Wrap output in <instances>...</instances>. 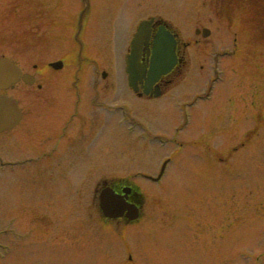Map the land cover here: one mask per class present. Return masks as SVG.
Wrapping results in <instances>:
<instances>
[{"label": "rangeland", "instance_id": "obj_1", "mask_svg": "<svg viewBox=\"0 0 264 264\" xmlns=\"http://www.w3.org/2000/svg\"><path fill=\"white\" fill-rule=\"evenodd\" d=\"M228 2L161 0L160 11L183 42L196 38L195 29L211 32L202 47L189 50L184 79L167 98L140 102L123 87L121 70H108L116 98L129 102L134 118L151 128L155 140L119 128L117 118L108 116L88 152L82 151L85 132L84 140L74 141L79 156L68 152L69 142H60L54 157L21 164V156L49 151L59 132L49 129L41 144L33 142L39 135L0 138V155L17 162L0 172V264H264V41L241 27L234 10L225 15L222 5ZM50 8L60 14L57 6ZM29 9L27 0H0V57L35 76L34 62L38 58L44 66L50 58L61 20L32 21ZM87 30L99 33L95 22ZM86 40L103 66L114 63L117 41L104 49L106 43ZM71 46L68 41L59 49ZM224 50L213 99L199 101L184 127L178 106L205 93L214 78L215 54ZM43 84L51 88L49 78ZM36 89L18 84L7 95L25 111L56 105L39 106ZM61 93L60 103L71 102L65 88ZM110 94L106 99L114 102ZM25 120L38 126L59 119L45 114ZM164 161L169 164L163 178L147 180L157 178ZM100 177L138 188L143 199L136 223L103 219L94 191Z\"/></svg>", "mask_w": 264, "mask_h": 264}, {"label": "flooded vegetation", "instance_id": "obj_2", "mask_svg": "<svg viewBox=\"0 0 264 264\" xmlns=\"http://www.w3.org/2000/svg\"><path fill=\"white\" fill-rule=\"evenodd\" d=\"M37 1L27 0L28 8H30L27 13L30 15L32 21L35 16L45 17L44 22L46 24H55V21L61 20V28L54 35L58 38L56 40L59 45L56 47L58 49L54 50L55 44H53V36V39H51L52 42L50 43L52 53L49 55V61L45 63L46 66L44 68L40 66V62L37 60L38 58L33 65L34 78L38 82L36 96L40 99L39 106H42L41 103L46 104L50 101L56 105L52 107H37L35 112H30V108L26 111L22 110V119L20 124H18V127L21 126V129L16 131L15 129L18 128L16 127L8 131V133L1 134L0 138L3 139L4 137L12 136V138L18 140L22 137V134H29L31 136L30 139H36L39 135L38 139L33 142L35 144H41L43 136H45L49 129H56V132H59V136L52 141L54 144L49 151L46 150L37 156H21L23 157L21 158L22 161H20L21 164H30L35 158L43 159L54 157L57 154L56 151L59 149L60 142H69L68 152L73 157L75 154L79 156L81 152H78L77 149L75 150L74 141L79 138L84 140L85 132L88 138L86 137L84 140V149L82 151L88 152V149H91L94 144V137L98 133L103 132L102 128L106 125L105 122L108 124L107 114L111 106L108 104L106 94L111 89V84L102 82L109 79L110 73L108 70L113 69V67L103 66L102 61L98 58L99 56L89 51L86 39H93V41L100 43V45L106 43L107 48L109 43H113L114 41L118 42L116 47L117 54L114 56L116 60V66L114 65V68L118 71L121 70L124 75L123 80L125 81H123V87L128 90L134 99L143 103L156 102L157 100L160 101L167 98V95L177 88L184 79L185 69L191 58L189 50L194 46L196 48L202 47V36L200 34H195L196 38L192 42H183L181 37H179L177 29L165 22L168 19H165L160 11L159 6L161 0H78V6H74L72 0H39V4L36 3ZM51 4L52 6L55 5L58 7L57 9L60 11V14L55 15L51 12ZM86 9L87 13L85 17L82 15L80 18V22L83 24L82 42L86 44L87 52V59L83 63L81 62L83 57L78 55L80 48L77 45L75 47V43L73 44L72 42L74 36L73 31L77 24L76 21L81 11L85 12ZM142 21H149V27L146 26L149 32L143 35L142 40L136 42L132 48L133 36L136 34L137 28ZM93 22L98 27L99 33L97 35H91L87 30L89 26H92ZM162 27L166 28L170 35L175 38L173 55L175 62L168 73L158 77V80L154 84H150V71L153 69L152 67L155 61L153 45L156 39L155 37ZM68 41L70 44L72 43L71 49H66L67 51L63 52L59 48L62 46V43ZM100 49L98 48L99 55L101 52ZM126 57H128L129 67L133 71L135 79L134 89L128 87L127 75L124 74V69L127 67ZM54 61L63 64L61 70L58 72L55 71V73H53L54 71L50 67V63H54ZM157 64V67H164L167 66L168 62L165 59L164 62H157ZM201 68L203 69V67ZM58 73H60V76L56 75ZM48 78L51 83L50 89L45 88L46 84H43V81ZM56 85H58V88L54 90L55 88L53 87ZM63 88H65V93L69 99L67 97L64 98L70 100L72 103L69 101L65 103L64 99L63 103L59 102V98L63 97L61 93ZM156 93L159 94L158 97H155ZM115 100V105L119 102L121 107H124V102L118 100V98ZM40 108H44L45 110L40 111ZM45 114H55L59 119L57 124L40 123L38 126L35 124H26L25 118H27V115L33 117ZM38 118L41 117L38 116ZM98 121H101V123ZM22 129H26L27 132H24ZM4 160L7 159L4 158ZM8 163L17 166V162L10 161ZM71 166H74V164H70ZM114 182L112 179L109 180L108 177H100V180H96L94 184L109 186L121 195V188L127 185L122 182L114 184ZM72 186L78 185L72 182ZM132 197H137L133 191L129 198L131 199Z\"/></svg>", "mask_w": 264, "mask_h": 264}, {"label": "water", "instance_id": "obj_3", "mask_svg": "<svg viewBox=\"0 0 264 264\" xmlns=\"http://www.w3.org/2000/svg\"><path fill=\"white\" fill-rule=\"evenodd\" d=\"M142 27L139 28L138 35L135 37V41L139 39L142 31ZM203 36L207 37L208 32L204 30ZM142 37V36H141ZM140 37V38H141ZM174 39L166 31H162L157 37V41L154 46V56L156 60L153 64V69L150 71V84L155 83L160 75L167 73L173 66L174 61L168 60V64L164 68L157 67L156 63L163 61L164 58L169 59L173 56L174 50ZM164 57V58H163ZM173 58V57H172ZM61 64L56 63L53 65L55 68H60ZM129 74L130 85L133 84L132 72L127 69ZM20 71L16 65L7 59H0V90H6L11 85L16 84L20 79ZM23 82L32 85V79L25 75ZM20 119L19 109L16 102L7 96H0V131L8 130L15 126ZM123 195L119 196L114 193L111 189H104L99 197L100 204L99 208L102 210L103 215L108 219H117L124 216L126 219L132 222V220L138 219L139 210L134 204L127 202L128 195L130 194L129 189L123 190Z\"/></svg>", "mask_w": 264, "mask_h": 264}, {"label": "trees", "instance_id": "obj_4", "mask_svg": "<svg viewBox=\"0 0 264 264\" xmlns=\"http://www.w3.org/2000/svg\"><path fill=\"white\" fill-rule=\"evenodd\" d=\"M264 0H233L229 7L225 8V14L234 10V14H240L242 24L252 26L254 34L259 41H264V12L260 10ZM259 21V23H258ZM259 24V26H257Z\"/></svg>", "mask_w": 264, "mask_h": 264}]
</instances>
